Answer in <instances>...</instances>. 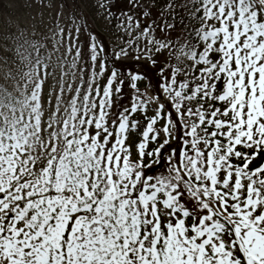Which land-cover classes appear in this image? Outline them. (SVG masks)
Listing matches in <instances>:
<instances>
[{"label": "snow or ice", "instance_id": "obj_1", "mask_svg": "<svg viewBox=\"0 0 264 264\" xmlns=\"http://www.w3.org/2000/svg\"><path fill=\"white\" fill-rule=\"evenodd\" d=\"M118 3L3 36L0 264H264V0Z\"/></svg>", "mask_w": 264, "mask_h": 264}, {"label": "rangeland", "instance_id": "obj_2", "mask_svg": "<svg viewBox=\"0 0 264 264\" xmlns=\"http://www.w3.org/2000/svg\"><path fill=\"white\" fill-rule=\"evenodd\" d=\"M4 3L8 5V10L0 8V83L5 82L6 73L12 69L14 70V65H12L11 60L8 59L6 62V57H11L12 53L6 52L4 50V34L11 32L19 35L21 31H24L26 35L31 36V33L35 32L37 39L41 36L46 35L48 37L47 48L41 49V55H48L51 53L52 62L55 63L57 57L64 52V48L60 47V51H55V44L53 41V33L56 31V19L57 13L60 11L61 0H43L44 6H40V0H3ZM31 5V6H29ZM119 9L127 12L129 8L128 0H119L117 5ZM119 14V13H117ZM60 22L65 26V31H67L68 21L67 14L60 18ZM108 34V27L102 28ZM117 36H123L124 40H127V35L123 33H116ZM133 37L136 36L134 32ZM55 39H59L58 36ZM109 39L113 44L122 43L118 40L116 36L109 35ZM145 41L140 40V46L143 47ZM122 63L129 66L132 65V70L144 71L145 67H141L139 64L132 62L131 60L123 61ZM148 68V67H146ZM129 67L121 68L122 71H127ZM150 69V68H148ZM59 71V70H57ZM131 90L125 86V93L130 94ZM130 96L125 95L123 102L127 104L129 102ZM153 167H156L155 165Z\"/></svg>", "mask_w": 264, "mask_h": 264}, {"label": "trees", "instance_id": "obj_3", "mask_svg": "<svg viewBox=\"0 0 264 264\" xmlns=\"http://www.w3.org/2000/svg\"><path fill=\"white\" fill-rule=\"evenodd\" d=\"M120 63H122V62H120ZM120 63H118V65H117L118 67L120 66ZM123 65H124L123 68H125L126 66L129 67V65H127V64H124V63H123ZM130 67L133 68L132 65H131ZM145 69H146L145 71L148 72V75H149V76H153V78H154V73H153L150 69H148V68H146V67H145Z\"/></svg>", "mask_w": 264, "mask_h": 264}]
</instances>
